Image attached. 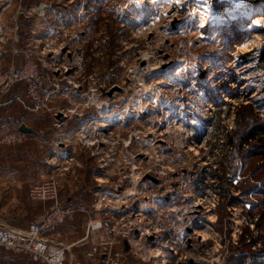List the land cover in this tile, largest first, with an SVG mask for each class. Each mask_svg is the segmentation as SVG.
Returning <instances> with one entry per match:
<instances>
[{
    "label": "rangeland",
    "instance_id": "1",
    "mask_svg": "<svg viewBox=\"0 0 264 264\" xmlns=\"http://www.w3.org/2000/svg\"><path fill=\"white\" fill-rule=\"evenodd\" d=\"M175 1L0 0V223L49 216L68 264H264V193L222 178L261 180L264 0Z\"/></svg>",
    "mask_w": 264,
    "mask_h": 264
},
{
    "label": "built area",
    "instance_id": "2",
    "mask_svg": "<svg viewBox=\"0 0 264 264\" xmlns=\"http://www.w3.org/2000/svg\"><path fill=\"white\" fill-rule=\"evenodd\" d=\"M239 179H242V175H238L235 184ZM46 190L47 194L49 192L54 193L52 198L56 196L54 184H45L44 186L37 185L32 188V195L35 200H47ZM42 192L43 198H37L38 193ZM45 194L46 196L44 197ZM49 222H51L49 216H42L41 218L32 221L29 229L23 232L0 223V257L4 252L11 251L20 254H27L35 263L68 264V254L66 253L68 251L67 246H52L45 238H43ZM96 254L97 248H94L89 252L91 257Z\"/></svg>",
    "mask_w": 264,
    "mask_h": 264
},
{
    "label": "trees",
    "instance_id": "3",
    "mask_svg": "<svg viewBox=\"0 0 264 264\" xmlns=\"http://www.w3.org/2000/svg\"><path fill=\"white\" fill-rule=\"evenodd\" d=\"M260 56H261L260 61L264 64V48L262 49ZM237 115L239 117L238 118V123L240 125V121H241L240 118L242 117V114L240 115V112H239ZM246 125L248 126V130L241 133L242 139H244L245 141L244 142L242 141V143L240 144L239 147H242L243 143L245 144L247 142H250L253 139H258L261 142L258 143V145L254 146L253 150H249V151L253 152L255 156L264 155V137L261 136V135H264V121L257 120V118L255 116H252V119L250 121H247ZM229 133H228V137H229V142L228 143L233 146V149L231 150V152H229L227 154V158L226 159L230 158L232 156V154H238L235 151L236 148H238V145L236 144V138H235L234 134H232V132H229ZM242 157H243L242 159H244L245 163H246L248 161V158L245 156V152L242 153ZM228 164L231 165V162H228L227 164H224V165L225 166H229ZM247 165L248 164H245V167ZM254 167H255V170H253L252 171L253 173H251L250 175L251 176L253 175L252 179L254 181H256L257 178L260 177L261 180L259 182L257 181V184L256 183H251L250 180H249L250 178H247V179L244 178V180L243 179H239V180H237L236 184L238 185L239 188H242L244 193H246L248 195L252 194L253 196L255 195V196L260 197V194L264 193V165H262V166L260 164H259V166H255L254 165ZM222 178L225 181L227 179V180H229L231 182V181L237 179V173L232 172V175H231L230 178H227L225 176H223ZM255 202L250 201V203H252L251 213L254 212V211H257V209L259 208L258 205L261 203V201L258 200V199H256ZM221 208H222V206H220L219 210Z\"/></svg>",
    "mask_w": 264,
    "mask_h": 264
},
{
    "label": "bare ground",
    "instance_id": "4",
    "mask_svg": "<svg viewBox=\"0 0 264 264\" xmlns=\"http://www.w3.org/2000/svg\"><path fill=\"white\" fill-rule=\"evenodd\" d=\"M143 1H147V0H143ZM158 0H152V2L153 3H155V2H157ZM180 1V0H179ZM204 1V0H203ZM221 1V0H220ZM224 1V0H223ZM225 1H228V0H225ZM230 1V0H229ZM161 3H163L164 5L162 6V7H164L165 8V12L166 13H168V14H170V15H172L171 13L173 12L172 10H175L176 8L178 9V4L177 5H175V3H176V1L175 0H163V2H161ZM232 3V2H231ZM137 5V4H136ZM173 5H175V6H173ZM195 8V7H194ZM197 12V11H196ZM201 12V11H200ZM176 13V12H175ZM258 13V12H257ZM212 19V21L213 20H215L216 18L215 17H213V18H211ZM263 18H262V16L261 15H257V16H254V19H253V25H255V24H257V23H259L261 20H262ZM221 20V19H220ZM218 24V23H217ZM177 77H179L178 75L177 76H175V78H177ZM181 79V78H180ZM183 79V78H182ZM162 83V82H161ZM166 83V82H165ZM235 87V86H234ZM227 98H225V101H227V102H232L233 100L229 97L228 98V96H226ZM148 103H146V105H147ZM143 105V104H142ZM153 109V108H152ZM143 110V109H142ZM147 110V109H146ZM143 112V111H142ZM146 112V111H145ZM142 114V113H141ZM190 114V113H189ZM105 123V126L104 127H108V124H106V122H104ZM195 123V125L196 124H198L199 122H194ZM88 127V126H87ZM213 221V220H212ZM170 256H168V258H169Z\"/></svg>",
    "mask_w": 264,
    "mask_h": 264
},
{
    "label": "water",
    "instance_id": "5",
    "mask_svg": "<svg viewBox=\"0 0 264 264\" xmlns=\"http://www.w3.org/2000/svg\"><path fill=\"white\" fill-rule=\"evenodd\" d=\"M21 127H22L21 130L25 133H28V134H34L35 133V131L33 129L27 127L26 125H22ZM126 247H127L126 250H128V243L127 242H126Z\"/></svg>",
    "mask_w": 264,
    "mask_h": 264
}]
</instances>
